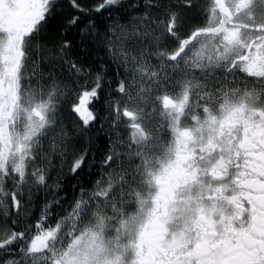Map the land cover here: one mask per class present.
I'll return each mask as SVG.
<instances>
[{
  "label": "snow or ice",
  "instance_id": "snow-or-ice-1",
  "mask_svg": "<svg viewBox=\"0 0 264 264\" xmlns=\"http://www.w3.org/2000/svg\"><path fill=\"white\" fill-rule=\"evenodd\" d=\"M0 264H264V0H0Z\"/></svg>",
  "mask_w": 264,
  "mask_h": 264
}]
</instances>
